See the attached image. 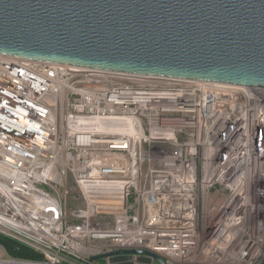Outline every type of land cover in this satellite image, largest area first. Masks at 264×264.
Returning a JSON list of instances; mask_svg holds the SVG:
<instances>
[{
    "label": "built area",
    "instance_id": "1",
    "mask_svg": "<svg viewBox=\"0 0 264 264\" xmlns=\"http://www.w3.org/2000/svg\"><path fill=\"white\" fill-rule=\"evenodd\" d=\"M0 234L41 256L0 264H262L264 86L0 53Z\"/></svg>",
    "mask_w": 264,
    "mask_h": 264
},
{
    "label": "water",
    "instance_id": "2",
    "mask_svg": "<svg viewBox=\"0 0 264 264\" xmlns=\"http://www.w3.org/2000/svg\"><path fill=\"white\" fill-rule=\"evenodd\" d=\"M0 53L264 86V0H0Z\"/></svg>",
    "mask_w": 264,
    "mask_h": 264
},
{
    "label": "trees",
    "instance_id": "3",
    "mask_svg": "<svg viewBox=\"0 0 264 264\" xmlns=\"http://www.w3.org/2000/svg\"><path fill=\"white\" fill-rule=\"evenodd\" d=\"M0 243L4 245L9 254L19 258L39 259L41 256L30 247L0 234Z\"/></svg>",
    "mask_w": 264,
    "mask_h": 264
}]
</instances>
